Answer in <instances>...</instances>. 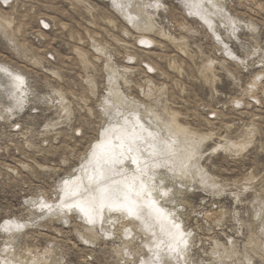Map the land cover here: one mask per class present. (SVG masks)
I'll use <instances>...</instances> for the list:
<instances>
[{
	"label": "rangeland",
	"instance_id": "obj_1",
	"mask_svg": "<svg viewBox=\"0 0 264 264\" xmlns=\"http://www.w3.org/2000/svg\"><path fill=\"white\" fill-rule=\"evenodd\" d=\"M139 127L175 223L75 191ZM0 264H264V0H0Z\"/></svg>",
	"mask_w": 264,
	"mask_h": 264
},
{
	"label": "bare ground",
	"instance_id": "obj_2",
	"mask_svg": "<svg viewBox=\"0 0 264 264\" xmlns=\"http://www.w3.org/2000/svg\"><path fill=\"white\" fill-rule=\"evenodd\" d=\"M137 130L140 131L137 134L120 132L114 136L110 131H104L102 141L98 142L94 148L92 159L87 162L79 177L73 181L74 185L79 182L83 187L80 186L79 191L78 189L75 191L82 193L80 198L89 196L90 203L93 202L96 209L100 205L98 202L102 200L104 210L115 216L123 215L124 217L129 213L146 222L152 220V211L157 210V214L163 215V221L166 220L165 218L172 221L171 213L161 207L159 199L153 196V191L156 189L165 192V188L160 185L161 182L164 184V181L158 177L160 171L157 172V165L153 163L156 153L151 152L150 149L149 153H146L149 150L144 151L148 146L145 145L143 138L144 131H141L140 127ZM140 134L143 136L141 137ZM71 204L77 205L87 217L96 215L95 205L81 203V201L71 202ZM98 210L101 211V206ZM173 222L175 223V220Z\"/></svg>",
	"mask_w": 264,
	"mask_h": 264
}]
</instances>
